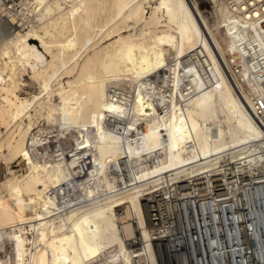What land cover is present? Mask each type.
I'll list each match as a JSON object with an SVG mask.
<instances>
[{
  "label": "bare ground",
  "instance_id": "1",
  "mask_svg": "<svg viewBox=\"0 0 264 264\" xmlns=\"http://www.w3.org/2000/svg\"><path fill=\"white\" fill-rule=\"evenodd\" d=\"M208 4L212 20L194 0H0V264H135L136 229L137 264H160L141 199L264 160V71L248 59L264 24Z\"/></svg>",
  "mask_w": 264,
  "mask_h": 264
},
{
  "label": "built area",
  "instance_id": "2",
  "mask_svg": "<svg viewBox=\"0 0 264 264\" xmlns=\"http://www.w3.org/2000/svg\"><path fill=\"white\" fill-rule=\"evenodd\" d=\"M1 1L14 8L19 2ZM223 1L264 24V0ZM252 43L249 66L264 71V47ZM40 138L44 155L60 154L52 133L44 132ZM149 160L153 163L154 157ZM217 166L168 186L163 180L141 199L149 243L160 264H264V160L247 163L225 158ZM124 171L131 179L133 166H125ZM140 238L136 229L135 238L126 240L135 264L137 254L144 251Z\"/></svg>",
  "mask_w": 264,
  "mask_h": 264
},
{
  "label": "rangeland",
  "instance_id": "3",
  "mask_svg": "<svg viewBox=\"0 0 264 264\" xmlns=\"http://www.w3.org/2000/svg\"><path fill=\"white\" fill-rule=\"evenodd\" d=\"M194 1H196L199 9L201 10V12H203L202 14L205 17L210 18V20H212V17H211V14H210L208 0H194ZM222 41H226V40L222 38ZM226 46H228V44H226ZM224 54H225V58H226L227 63H229L232 60L236 61L237 63H240V61H239L240 59L234 58L232 53L227 48H226ZM251 82L252 81L250 79H248V83H251ZM65 144L68 145L66 139H65ZM3 164H4L3 160L0 158V170H1V168L5 167V165H3ZM9 166H10V169L13 170L16 174H20V173L25 172L24 161L21 158H19L18 160H15L11 164H9ZM3 169H4V171H3ZM3 169H2L3 175L2 174L0 175V179L1 180H2L4 175H9V174H7V170L5 168H3Z\"/></svg>",
  "mask_w": 264,
  "mask_h": 264
}]
</instances>
